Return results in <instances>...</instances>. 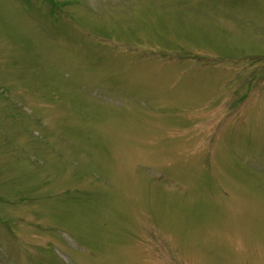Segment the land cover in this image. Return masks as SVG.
Here are the masks:
<instances>
[{
  "label": "rangeland",
  "instance_id": "rangeland-1",
  "mask_svg": "<svg viewBox=\"0 0 264 264\" xmlns=\"http://www.w3.org/2000/svg\"><path fill=\"white\" fill-rule=\"evenodd\" d=\"M0 264H264V0H0Z\"/></svg>",
  "mask_w": 264,
  "mask_h": 264
}]
</instances>
